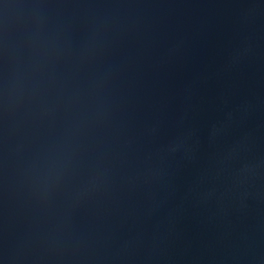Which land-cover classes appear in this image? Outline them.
Masks as SVG:
<instances>
[{
  "label": "water",
  "instance_id": "obj_1",
  "mask_svg": "<svg viewBox=\"0 0 264 264\" xmlns=\"http://www.w3.org/2000/svg\"><path fill=\"white\" fill-rule=\"evenodd\" d=\"M0 264H264V0H0Z\"/></svg>",
  "mask_w": 264,
  "mask_h": 264
}]
</instances>
